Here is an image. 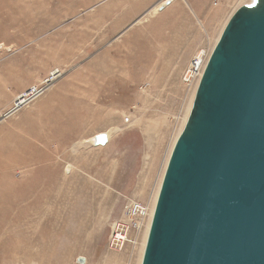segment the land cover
I'll return each mask as SVG.
<instances>
[{
    "label": "rangeland",
    "instance_id": "obj_1",
    "mask_svg": "<svg viewBox=\"0 0 264 264\" xmlns=\"http://www.w3.org/2000/svg\"><path fill=\"white\" fill-rule=\"evenodd\" d=\"M166 1L0 0V264H142L147 233L130 260L111 225L130 200L154 209L198 87L185 74L253 2Z\"/></svg>",
    "mask_w": 264,
    "mask_h": 264
},
{
    "label": "water",
    "instance_id": "obj_2",
    "mask_svg": "<svg viewBox=\"0 0 264 264\" xmlns=\"http://www.w3.org/2000/svg\"><path fill=\"white\" fill-rule=\"evenodd\" d=\"M142 264H264V0L235 12L208 60Z\"/></svg>",
    "mask_w": 264,
    "mask_h": 264
},
{
    "label": "built area",
    "instance_id": "obj_3",
    "mask_svg": "<svg viewBox=\"0 0 264 264\" xmlns=\"http://www.w3.org/2000/svg\"><path fill=\"white\" fill-rule=\"evenodd\" d=\"M198 74L199 72L197 71L196 76L193 77L188 71L186 74L188 80L185 82L189 84L194 83V81L200 77L197 76ZM190 80L191 82H188ZM41 92L42 90L39 88H30L27 90L25 98L31 100L35 93L41 94ZM25 98L24 100H26ZM150 218L151 208L149 203L145 204L136 200H130L122 212L121 218L111 225V234L108 242L109 250L113 252H122L131 246L132 251L130 258L132 259L135 248H139L142 243L143 236L150 223Z\"/></svg>",
    "mask_w": 264,
    "mask_h": 264
},
{
    "label": "bare ground",
    "instance_id": "obj_4",
    "mask_svg": "<svg viewBox=\"0 0 264 264\" xmlns=\"http://www.w3.org/2000/svg\"><path fill=\"white\" fill-rule=\"evenodd\" d=\"M167 1H169V0H167ZM167 1L162 5V6H160V8H159V11L160 12H162V11H164L167 7H169V6H167L164 10H162L161 11V7H163V6H165L166 5V3H167ZM171 2H172V0H170ZM211 56V55H210ZM210 56H208L207 57V55L206 54H204V52H202V53H199L198 55H197V58L193 61V63H192V65H191V67H190V69L188 70L189 71V74L191 75V76H196V74H197V71L199 72V74L197 75V76H200L198 79H199V82H200V79H201V77H202V75H203V72H204V70H205V68H206V65H207V63H208V60H209V58H210ZM187 74V73H186ZM186 74H185V81H187L188 79V77L186 76ZM61 73L58 71V70H56V71H54V72H52L51 73V76L46 80V88L44 89V91H46V90H48V88L50 87V86H54L55 84H56V82L58 81V80H60V78H61ZM192 80V79H191ZM191 80L190 81H188V82H191ZM199 82H198V85H199ZM34 88H38V87H34ZM198 88V87H197ZM27 92V91H26ZM26 92L25 93H23L21 96H19L17 99H16V102H15V107H14V109H13V111H12V113H14V112H17L18 110H20V109H22L26 104H29L30 102H32V101H34L37 97H39L40 96V94L39 93H35L33 96H32V99L31 100H28L27 98H25L26 97ZM24 98L26 99V100H24ZM12 113H10V114H12ZM108 136V139L110 138L109 137V135H107ZM94 142H95V138H94V140H93ZM94 145H95V143H94ZM172 154V153H171ZM171 157V156H170ZM170 160V159H169ZM169 163V162H168ZM168 166V165H167ZM159 196V195H158ZM157 196V197H158ZM157 200H158V198H157ZM156 203H157V201H156ZM150 205V204H149ZM155 207H156V204H155V206H154V209H153V206L152 205H150V208H151V218H150V223L148 224V228H147V230H146V232H145V235L143 236V240H142V243H141V245H140V247H139V249L141 248V247H143V242H144V239H145V236H146V233H147V235H149V231H150V228H151V224H152V219H153V216H154V211H155ZM122 216V215H121ZM114 223V222H113ZM112 223V224H113ZM147 238H148V236H147ZM130 257H131V255H130ZM131 259V258H130Z\"/></svg>",
    "mask_w": 264,
    "mask_h": 264
}]
</instances>
